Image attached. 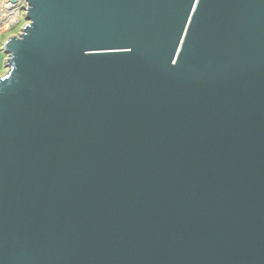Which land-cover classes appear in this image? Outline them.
<instances>
[{
	"label": "water",
	"instance_id": "obj_1",
	"mask_svg": "<svg viewBox=\"0 0 264 264\" xmlns=\"http://www.w3.org/2000/svg\"><path fill=\"white\" fill-rule=\"evenodd\" d=\"M24 2L0 264H264V0Z\"/></svg>",
	"mask_w": 264,
	"mask_h": 264
},
{
	"label": "rangeland",
	"instance_id": "obj_2",
	"mask_svg": "<svg viewBox=\"0 0 264 264\" xmlns=\"http://www.w3.org/2000/svg\"><path fill=\"white\" fill-rule=\"evenodd\" d=\"M1 1H6L5 3H7L10 0H0V2ZM20 16V20L16 23L0 27V77L5 75L7 71V68L5 67L7 55L3 51V44L10 36H17L21 32L23 26L26 24L23 10L20 12Z\"/></svg>",
	"mask_w": 264,
	"mask_h": 264
},
{
	"label": "built area",
	"instance_id": "obj_3",
	"mask_svg": "<svg viewBox=\"0 0 264 264\" xmlns=\"http://www.w3.org/2000/svg\"><path fill=\"white\" fill-rule=\"evenodd\" d=\"M11 1V0H10ZM1 1L0 3V27L14 24L20 20V12L25 8L24 0H15L14 3Z\"/></svg>",
	"mask_w": 264,
	"mask_h": 264
},
{
	"label": "bare ground",
	"instance_id": "obj_4",
	"mask_svg": "<svg viewBox=\"0 0 264 264\" xmlns=\"http://www.w3.org/2000/svg\"><path fill=\"white\" fill-rule=\"evenodd\" d=\"M0 3H2V2H0Z\"/></svg>",
	"mask_w": 264,
	"mask_h": 264
}]
</instances>
